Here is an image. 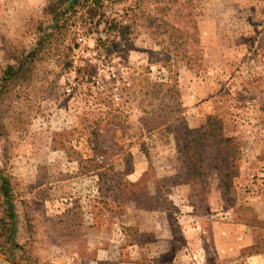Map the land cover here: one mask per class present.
Instances as JSON below:
<instances>
[{
    "label": "rangeland",
    "instance_id": "rangeland-1",
    "mask_svg": "<svg viewBox=\"0 0 264 264\" xmlns=\"http://www.w3.org/2000/svg\"><path fill=\"white\" fill-rule=\"evenodd\" d=\"M54 2L0 0V264H264V0Z\"/></svg>",
    "mask_w": 264,
    "mask_h": 264
},
{
    "label": "trees",
    "instance_id": "trees-1",
    "mask_svg": "<svg viewBox=\"0 0 264 264\" xmlns=\"http://www.w3.org/2000/svg\"><path fill=\"white\" fill-rule=\"evenodd\" d=\"M67 0H55L54 4H55V8H60ZM212 117H208L206 124L204 125V129H202L199 134H197L196 132L194 133L195 136L194 138H198V145H190L189 148H191V154H189L188 156H185L183 158V163H184V167L185 169V183L192 185V186H196V184H201V182H203V176H202V172H203V163H204V156L201 155V153L199 152L198 148L196 147H203L207 145V142H209L208 140H210L214 135L213 132L215 131V129L212 128ZM209 120V121H208ZM211 120V122H210ZM214 130V131H213ZM189 135L192 136V134L190 133ZM216 136V134H215ZM214 139V138H213ZM221 136L220 134H218L217 136V141L216 142H220L221 140ZM191 140V139H190ZM193 140V139H192ZM192 146V147H191ZM222 187L223 188H228V182L227 181H223L222 182Z\"/></svg>",
    "mask_w": 264,
    "mask_h": 264
},
{
    "label": "water",
    "instance_id": "water-1",
    "mask_svg": "<svg viewBox=\"0 0 264 264\" xmlns=\"http://www.w3.org/2000/svg\"><path fill=\"white\" fill-rule=\"evenodd\" d=\"M1 264H3V263H1Z\"/></svg>",
    "mask_w": 264,
    "mask_h": 264
}]
</instances>
